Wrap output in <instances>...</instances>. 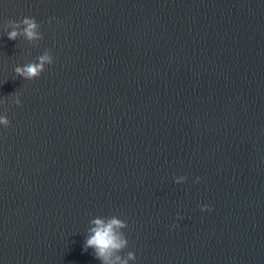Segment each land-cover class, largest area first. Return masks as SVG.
<instances>
[{"label": "water", "instance_id": "95a60500", "mask_svg": "<svg viewBox=\"0 0 264 264\" xmlns=\"http://www.w3.org/2000/svg\"><path fill=\"white\" fill-rule=\"evenodd\" d=\"M0 102V264H264V0H0Z\"/></svg>", "mask_w": 264, "mask_h": 264}, {"label": "clouds", "instance_id": "9594fccd", "mask_svg": "<svg viewBox=\"0 0 264 264\" xmlns=\"http://www.w3.org/2000/svg\"><path fill=\"white\" fill-rule=\"evenodd\" d=\"M2 27L9 40H17L22 37L28 43L36 45L43 38L39 30L40 24L32 17H23L19 21L8 20L3 23ZM52 63L53 57L46 50L36 58L35 62L14 67L13 73L16 77L30 81L39 78L44 72L45 66ZM15 103L20 105L21 101L18 97L15 98ZM0 126L5 128L10 126V121L5 115H0ZM184 179L185 177H180L175 182L179 184ZM204 210L201 208V211ZM90 224L91 227L83 245L84 251L92 249L94 257L100 261V264H129L130 261H135V254L131 251L124 256L121 255L128 246V241L122 231L127 228L126 222L112 216L110 218H95L90 221Z\"/></svg>", "mask_w": 264, "mask_h": 264}]
</instances>
